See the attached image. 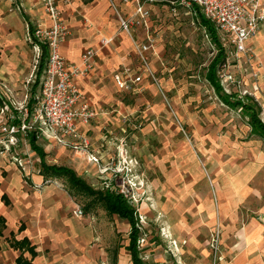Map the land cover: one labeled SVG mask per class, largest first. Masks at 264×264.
Here are the masks:
<instances>
[{
  "label": "crops",
  "instance_id": "crops-1",
  "mask_svg": "<svg viewBox=\"0 0 264 264\" xmlns=\"http://www.w3.org/2000/svg\"><path fill=\"white\" fill-rule=\"evenodd\" d=\"M154 2L147 0L146 4L155 8ZM119 5L127 12L134 7L133 3ZM58 7L70 32L61 46L65 60L77 64L85 51L97 50L92 71L76 80L84 99L97 112L87 125H77L79 134L89 143L87 152L77 160L81 167L91 168L95 164L90 157L96 159L95 163L103 168V171L99 169L97 178L104 179L105 188L95 190L87 185L101 193L118 192V177L124 175L120 170L121 161L134 178L138 176L136 160L142 158L147 172L144 180L152 196L162 197L161 204L152 209L161 215V224L157 223L160 239L164 243L168 238L172 240L179 253L177 264H208L211 255L208 236L216 225L221 229V242L231 264H264V141H238L219 125H205L195 119L194 139L209 166V184L181 142L167 148L164 136L162 141H157L158 147L151 141L153 132L149 120L160 112L153 105L154 86L144 78L145 93L140 97L117 89L113 76L133 62L126 58L131 43L119 32L108 0L60 1ZM36 25H50L39 0H0V121L16 114L20 106L31 108L37 102L45 61L44 46L31 36ZM113 37L112 42L100 47L102 38ZM246 46L257 52L258 60L264 64V25L246 41ZM156 54L162 57L161 43L156 47ZM152 67L158 73V59L152 61ZM223 73L230 72L225 69ZM161 83L171 85L164 78ZM223 92L226 93L224 89ZM261 92L264 98V83ZM142 107L146 109L140 111ZM259 117L264 123L261 107ZM164 128L175 130L171 126ZM139 139L141 152L137 150ZM28 140V137H18L10 151L0 153V218L4 221L0 233V264H17L19 258L30 264H133L128 250L131 233L128 221L99 204L104 218L94 219L89 213L92 208L86 212L82 207L74 214L70 204L72 195L57 183L58 178L43 177L39 169L27 172L26 159L16 151L18 145L29 144ZM40 141L46 145H39ZM35 143L45 154L55 149L41 137H36ZM138 152L145 156L139 158ZM56 160L54 157L52 161ZM104 161L109 167H104ZM36 162L40 165L38 157L33 165ZM68 169L75 173L74 169ZM108 172L111 178H103ZM134 210L138 258L145 263L139 256L140 228ZM118 221L129 226L125 245ZM161 231L168 233L167 238ZM24 239L33 247L34 258L26 249L10 246L11 242Z\"/></svg>",
  "mask_w": 264,
  "mask_h": 264
},
{
  "label": "rangeland",
  "instance_id": "rangeland-1",
  "mask_svg": "<svg viewBox=\"0 0 264 264\" xmlns=\"http://www.w3.org/2000/svg\"><path fill=\"white\" fill-rule=\"evenodd\" d=\"M146 1L128 0L127 3H133L134 7L132 11L127 12L123 11L119 5L127 4L124 0H108L109 8L118 22L119 32L123 33L131 43V50L126 54V58L133 63L123 66L118 73L123 74L126 71L124 78L127 80H134L136 77L140 78L139 82L132 85V91L117 89L140 97L145 93V86L142 85L144 78L154 86L156 93L153 105L161 113L155 114L154 118L149 120L151 131L153 132L151 134L153 138L150 140L158 147L157 141H162L166 137L167 142L165 147L167 148L174 147L176 144L178 146V143L181 142L191 152L196 164L210 184L208 176L209 166L205 157H203L199 148H197L194 139L196 134L192 128L193 124H196L194 122L195 119L197 122L205 125H219L220 128H224L227 134L231 135V138L238 141L262 140L251 136L247 119L241 115L240 110L233 111L218 100L214 90L207 82L206 76L217 59L225 58V63L227 64L226 70L230 72L236 81L235 84L229 86V91L241 96H243V92H246L245 96L249 94L248 96L253 97V101L261 107V116L264 118V98L261 94V84L264 83V64L258 60V54L253 49L250 50L249 54L237 57L230 48L218 43L214 44L211 40L212 35L208 31L209 25L200 21L199 16L195 17L182 6H173L175 0H155L153 3L155 8H149ZM146 5L148 8H146ZM139 7L142 9L143 16L136 13ZM120 18L128 23L127 30L122 27ZM104 39H110L112 42L114 37L102 38L100 40V47L104 46L101 43ZM159 43L163 45V54L160 58L156 54V47ZM90 50L94 52L96 57L97 50ZM154 59L159 60L160 66V70L156 74L152 67ZM220 70L218 69L215 73L216 77L219 76ZM163 78L171 85L163 86L161 83ZM254 84L253 88L252 85ZM190 98H197V100H189ZM178 104H181L180 108ZM151 105L149 104V106ZM145 109L146 107H142L140 111ZM162 126L163 128L171 126L175 130L170 131L165 128L163 130ZM138 141V145L140 146L141 140L139 139ZM41 144L46 145L40 141L39 145ZM150 144L149 146H152ZM52 147L55 148L54 151L46 153L45 157L48 165L74 169L76 176L81 179L84 178V182L92 186L93 189L105 188L104 179L101 181L97 178L100 175L99 169L103 171V168L97 163L93 161L95 165L91 168L81 167V163L79 164L77 160V157L80 155L57 146ZM137 150L141 152V146ZM143 150L146 152L145 148ZM56 151L59 152V155H57ZM139 152L137 153L139 158L145 156V153L141 154ZM16 153L20 157L25 158L26 162L29 161V164L26 163L28 173L31 170L32 172L40 170L39 163L36 162L33 165V162L37 160V155L30 149L29 144L26 146L23 144L18 145ZM124 155H126L125 152ZM54 157H57L56 161H52ZM92 158L90 157L91 160ZM136 162L138 176L132 178L128 174L127 165H124L123 161H121L120 170L124 171V175L120 178L118 177L116 189L118 191L122 190L123 194L127 196L129 202L136 209L140 228L139 256L145 263L149 264H177L176 261L178 262L179 257L178 250L169 238L167 239V243H164L160 239L157 223L159 221V225L161 224V215L152 212L153 208L161 204L162 197L161 195L159 197L152 196V190L147 185V180H144L147 173L145 172V161L141 158V160L137 159ZM109 164H112L111 159ZM109 164L105 162L104 167ZM109 172L103 175V178L108 177L110 179L111 173ZM56 181L66 191L70 192L67 180L59 178ZM106 182L109 181L106 180ZM111 186L114 187L113 182ZM92 200L93 198L88 196L72 195L70 204L74 207V214ZM103 212L101 206L95 205L89 213L94 219L98 220L104 218ZM154 214H156V217H154ZM107 219H109L108 216ZM118 222L122 226L120 235L125 239V245L127 244L129 226L125 224L127 222ZM161 234H164L166 238L168 236L166 231H161ZM220 257L222 258L220 264H231L228 255L224 251L221 234ZM208 264H211V256Z\"/></svg>",
  "mask_w": 264,
  "mask_h": 264
},
{
  "label": "built area",
  "instance_id": "built-area-1",
  "mask_svg": "<svg viewBox=\"0 0 264 264\" xmlns=\"http://www.w3.org/2000/svg\"><path fill=\"white\" fill-rule=\"evenodd\" d=\"M60 1L70 2L39 0L50 20L48 27L36 25L31 33L32 38L46 49L39 96L33 107L20 106L16 114L8 115L0 121V152L10 151L18 142V137L26 138L30 134L45 139L52 146L70 149L78 155L87 152L89 147L88 140L79 134L77 125H87L97 116V112L84 99L76 80L89 74L95 54L92 50H87L77 64L68 63L62 56L61 46L70 32L61 19L58 7ZM124 2L127 3L128 0ZM175 4L187 9L195 17L200 15L210 22L219 41L237 57L249 54L246 41L255 36L264 25V0H175L173 5ZM136 13L143 16L141 7ZM120 21L127 30L128 23L121 18ZM110 42V39L101 41L104 46ZM226 68L225 63L219 78L224 91L229 94V86L236 81L230 73H223ZM124 75L126 71L123 74L116 73L113 76L114 83L119 90L132 91V85L139 82L140 78L127 80ZM92 161L95 162L94 158ZM26 163L29 164V161ZM118 192L127 198L122 190ZM209 247L211 264H220L219 225L210 233Z\"/></svg>",
  "mask_w": 264,
  "mask_h": 264
},
{
  "label": "trees",
  "instance_id": "trees-1",
  "mask_svg": "<svg viewBox=\"0 0 264 264\" xmlns=\"http://www.w3.org/2000/svg\"><path fill=\"white\" fill-rule=\"evenodd\" d=\"M198 18L200 21H203L205 24L209 25L208 31L210 35H212L211 40L214 42V44L218 43L220 45L217 32L215 31L211 23L205 20L200 15ZM43 55L45 61V47ZM224 64L225 58L216 60V62L211 66V71H209V74L206 76L207 82L214 90V93L216 94L217 98L224 105L231 109L240 110L241 115L247 119V125L250 128L251 136L264 141V123H262L259 117V105L255 101H253V99L249 96H239L237 93L226 94L223 92V89L219 82V78L215 76V73L218 71V69L222 70ZM27 137L29 139L28 141L31 150L37 155L40 160V174L43 177L65 179L68 181L70 195L79 194L93 198L90 203L83 206L84 211L87 212L90 208L99 204L104 206L110 213L117 214L128 221L131 226V233L129 235L130 243L128 246V250L130 251L133 264H145L138 258V251L136 248V241L138 239V229L136 227V213L134 208H132V206L129 204V200L119 192L101 193L94 191L81 178L76 176V174L72 170L64 167L46 164V154L43 152V149L37 146V144L35 143L36 136L34 134H30ZM2 227H4V221L2 218H0V233ZM10 246L15 249H26L31 254L32 258H34L35 256L33 247L30 246L27 239H24L22 241H13L11 242ZM17 264H30V262L19 258L17 260Z\"/></svg>",
  "mask_w": 264,
  "mask_h": 264
}]
</instances>
